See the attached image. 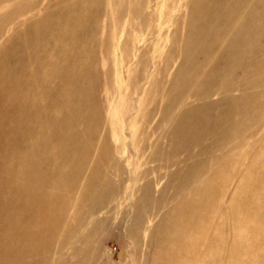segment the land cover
Instances as JSON below:
<instances>
[{
    "label": "rangeland",
    "instance_id": "obj_1",
    "mask_svg": "<svg viewBox=\"0 0 264 264\" xmlns=\"http://www.w3.org/2000/svg\"><path fill=\"white\" fill-rule=\"evenodd\" d=\"M263 2L0 0V264H158L185 182L212 173L197 166L220 139H238L220 207L252 187ZM193 131L202 143L184 147Z\"/></svg>",
    "mask_w": 264,
    "mask_h": 264
},
{
    "label": "bare ground",
    "instance_id": "obj_2",
    "mask_svg": "<svg viewBox=\"0 0 264 264\" xmlns=\"http://www.w3.org/2000/svg\"><path fill=\"white\" fill-rule=\"evenodd\" d=\"M246 1L238 0L236 12L242 9ZM194 2L195 0H192V3ZM256 5L251 6L248 12L253 11ZM216 8L218 7L213 4L208 5L209 13L214 14ZM258 10L262 12V25H260L264 27V2L258 4ZM192 15L191 9L187 16L188 23L192 21ZM215 20L213 17L208 20L205 25L206 32L213 30ZM240 23L254 29L253 23L247 20L246 16ZM252 39L250 35V43ZM236 49L233 48L231 51L233 56L237 55ZM235 118L231 127L233 132L237 131L239 126ZM201 130L199 129L201 134L204 133V130ZM194 131L189 134L190 139L183 145L184 147L192 148L198 142L202 143L203 135L200 136ZM184 139H179L180 142L171 141L170 144L176 147L178 143H183ZM237 145L236 135L226 142L220 139L214 150L207 149L210 151L209 163L202 161L204 163L197 166L199 172L209 168L212 173L206 175L198 173L192 180L185 182L188 203L185 202L184 210L179 211L171 223L167 238H161L158 243L160 254L158 264H251L253 252L264 249V171L257 177L252 187L248 188L243 183L236 186V191L229 197L228 206L220 207L223 180L219 182L217 171L223 170L227 173L233 171L238 156V154L234 155L238 151ZM226 152L230 159L228 163L222 160ZM262 162L264 163V149L260 148L255 152L251 163L259 165Z\"/></svg>",
    "mask_w": 264,
    "mask_h": 264
}]
</instances>
